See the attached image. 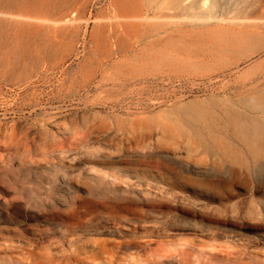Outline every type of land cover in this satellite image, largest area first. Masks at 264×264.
Here are the masks:
<instances>
[{
  "label": "rangeland",
  "instance_id": "rangeland-1",
  "mask_svg": "<svg viewBox=\"0 0 264 264\" xmlns=\"http://www.w3.org/2000/svg\"><path fill=\"white\" fill-rule=\"evenodd\" d=\"M0 1V264H264V160L223 164L184 134L264 69L222 52L241 5L181 33L153 19L141 42L136 0ZM99 182L144 219L58 226Z\"/></svg>",
  "mask_w": 264,
  "mask_h": 264
},
{
  "label": "bare ground",
  "instance_id": "bare-ground-1",
  "mask_svg": "<svg viewBox=\"0 0 264 264\" xmlns=\"http://www.w3.org/2000/svg\"><path fill=\"white\" fill-rule=\"evenodd\" d=\"M232 1L136 0L134 3H128L122 11L125 19L138 21V24L128 23V26L132 27L135 35L141 38L142 42L150 38L151 29L148 22L153 19L176 21V28L181 33L185 28L197 29L232 18L230 17L234 11L231 5ZM1 3L0 1V16H12L11 7ZM234 3L241 5V8L237 7L236 9V16H244L234 19L241 21L236 22V26L231 28L233 35L231 38L228 37L229 40L226 41L222 52L227 55L235 54L236 61L233 65L240 67L264 54V3L256 5L250 3L249 0H235ZM249 9L253 12L249 13L251 11ZM171 28L176 29L174 26ZM174 43H177V40ZM258 66H264V61ZM258 66L255 67L258 68ZM254 74L255 77L251 80L252 87L248 96L240 99L237 107H229L221 114L205 113L202 117L203 124H196V127L184 131L189 139H193L197 145L214 155L223 164L246 166L251 163L259 164L264 160V69L259 68L254 71ZM102 185L104 182L97 183V186H88L89 198L78 197L72 210L58 214V226L65 230L77 229L85 225L90 215L98 212V209L104 210L115 220L130 217L132 220L140 222L144 219L143 201L131 198H111L106 195L104 190L101 191ZM72 189L75 188L72 187ZM52 191L54 192V189ZM120 248L129 250L131 246L128 243H123ZM97 259L95 258V264H100L99 261H96Z\"/></svg>",
  "mask_w": 264,
  "mask_h": 264
}]
</instances>
